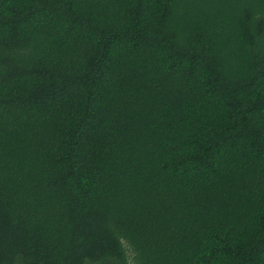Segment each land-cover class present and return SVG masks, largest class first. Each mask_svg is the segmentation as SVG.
Masks as SVG:
<instances>
[{"label": "trees", "instance_id": "trees-1", "mask_svg": "<svg viewBox=\"0 0 264 264\" xmlns=\"http://www.w3.org/2000/svg\"><path fill=\"white\" fill-rule=\"evenodd\" d=\"M0 264H264V0H0Z\"/></svg>", "mask_w": 264, "mask_h": 264}]
</instances>
